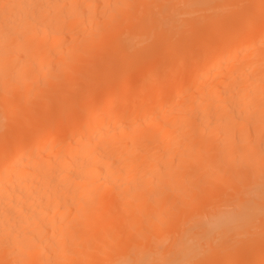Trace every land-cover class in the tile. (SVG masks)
Listing matches in <instances>:
<instances>
[{
  "label": "bare ground",
  "instance_id": "obj_1",
  "mask_svg": "<svg viewBox=\"0 0 264 264\" xmlns=\"http://www.w3.org/2000/svg\"><path fill=\"white\" fill-rule=\"evenodd\" d=\"M0 264H264V0H0Z\"/></svg>",
  "mask_w": 264,
  "mask_h": 264
},
{
  "label": "rangeland",
  "instance_id": "obj_2",
  "mask_svg": "<svg viewBox=\"0 0 264 264\" xmlns=\"http://www.w3.org/2000/svg\"><path fill=\"white\" fill-rule=\"evenodd\" d=\"M156 46H158V45H155V46H153V47L151 46V49L149 48V50H151V55H152V56H151V59H154V60H155V59H158V60H155V62L157 63V61H158V65H159V67H160V68H165V69L167 70V71H165V72H166V73H165L166 75L164 74V77H167V78H164V80H167V79L169 80V78H170L169 76H171V81H172V79H173V80L176 79L177 81H180L179 84H178V82H177L176 80H175L174 82L177 83V84H173V81H172V82L170 81V83L173 84V86H175V85H176L175 87H179V85H180V86H184V81H185L184 79H182L183 84L181 85V80H178V79H181V78H179V77H178V79H177V77H176L175 79L173 78V74H174L175 72H177V71L180 72V69H181V68H182L181 71H184V70H183L184 65L180 64V61H179V60H180V55H179V53H178V52H175V53L172 52L170 55H167V56H165V57H161L158 53H156V51H157V49H158V47H159V46H158V47H156ZM97 49H99V48H97ZM92 50H93V53H94V51H95L96 49H92ZM97 51H98V50H96V52H97ZM100 51H102V49H100ZM100 51H99L100 55L97 54V56H99V57L102 55V54H101L102 52H100ZM96 52H95L94 54H96ZM97 53H98V52H97ZM107 53H108V52H107ZM109 53H110V52H109ZM109 53H108V55H109ZM103 55H104V56H103ZM103 55H102L103 57L101 56L100 58L98 57V59L96 58L98 63H96V66L94 65L95 67H97L96 69L99 68V69L101 70L100 72H98L99 69H98V71L95 69V70H96V71H95V70H94V67H92V69H90V66L86 64L87 66H85V67L81 66V68H80L81 70H79V71H81V72H79L80 75L77 74L76 77H74V80H75V81H76V80H80V81H79L80 88L82 87L81 84L84 85V83H85V86H84L85 88L82 87L81 90L84 89L85 92H86V85L88 84V82H89L90 79H91V80H94L95 85L100 81V80H98V79L100 78L99 75L103 74V71H104L103 68H105L106 64H107L109 61L112 62V63L118 62V59H119V58H117V61H116V58H115V57H111V56H112L111 53H110L111 56H108L107 54H103ZM106 56H107V58L104 59V57H106ZM154 56H155V58H154ZM192 57H193V58H192ZM194 57H196V56H190L191 59L188 58V60H191V61H192V59H193V60L195 59ZM108 58H109V59H108ZM113 58H115V60H114ZM173 58H174V59H173ZM101 59H103V60H101ZM106 59H107V60H106ZM110 59H111V60H110ZM113 60H114V61H113ZM174 60H176V62H175ZM101 61H102V62H101ZM99 62H100V63H99ZM104 62H105V63H104ZM159 62H160L161 65L159 64ZM103 63H104V65H103ZM176 63H177V65H176ZM98 64H99V65H98ZM167 64H170V65L167 66ZM84 65H85V64H84ZM101 65H102L103 67H102ZM180 67H181V68H180ZM88 68H89V69H88ZM178 68H179V70H178ZM87 70H88V72H87ZM89 70H90V71H89ZM91 70H93L94 72L91 71ZM176 70H177V71H176ZM172 72H173V74H172ZM179 72H178V73H179ZM92 73H93V74H92ZM83 74H84V75H83ZM96 74H97V75H96ZM171 74H172V75H171ZM95 75H96V76H95ZM59 76H60V75H59ZM78 76H79L80 78H78ZM81 76H82V77H81ZM136 76H137V72L133 73V77H134V78H133V77H132V78L135 79ZM207 77H209V76H207ZM94 78H95L97 81H96ZM101 78H102V77H101ZM205 78H206V77H205ZM205 78H204L203 81L207 82L206 79H208V82H210V78H206V79H205ZM85 80H86V81H85ZM183 80H184V81H183ZM82 81H84V83H83ZM87 81H88V82H87ZM118 81L120 82V79H117L116 84L118 83ZM121 81H122V80H121ZM80 82H81V83H80ZM197 82L199 83V85H198ZM197 82H196L197 84L194 83V86H195V85H196L197 87L202 86V83H200V81H197ZM201 82H202V81H201ZM114 83H115V81H114ZM121 83H122V82H120V85H118L119 88H121ZM185 83H186V81H185ZM99 84H100V85H99ZM110 84H113V83H112V82H111V83H108V85H107V82H105V83H104V82H103V83H102V82H101V83H98L97 85H98L100 88L96 85V88H97L96 91H98V92H100V93L103 92V94H104V92H107V91H108V93H109V92H110L109 90H110V87H111V86H112L111 89H112V88H115L114 84L111 85V86H109ZM122 84H123V83H122ZM200 84H201V85H200ZM77 85H78V81H77ZM101 86H102V87H101ZM151 86H152V87H151V91H154V90H152V89H155V88L157 87V86H156V83H155L154 85L152 84ZM167 86H169V83H168ZM170 86H171V85H170ZM186 86H187V85H186ZM196 86H195V87H196ZM70 87H71V86H70ZM107 87H109V89L106 91V88H107ZM153 87H154V88H153ZM184 87H185V86H184ZM197 87H196V88H197ZM73 88H74V89H73ZM80 88H79L78 86L76 87V84H75V86L71 87V90H73V91L75 90L74 93L72 92V93H73L72 95H76V94H77V95H78V98H81V97L83 96V94H82V93H83V90H82V92H81ZM98 89H100L101 91L98 90ZM69 90H70V89H69ZM77 90H80V92L77 91ZM104 90H105V91H104ZM112 90H113V89H112ZM78 93H79V94H78ZM151 95H152V92H151ZM80 96H81V97H80ZM142 96H143V95H140V94L137 95V96H132V98H131L130 100H133V101H131L132 103H134L135 100H137L136 102H138V101H140V99L142 98ZM134 99H135V100H134ZM61 102H62V101H61ZM63 102H64V101H63ZM136 102H135V103H136ZM57 105H58V104H57ZM83 105H84V104H83ZM76 109L78 110L79 108L77 107ZM80 111H81V110L79 109V112H80ZM77 112H78V111H77ZM154 145H155V144H153V145H151V146L154 147ZM152 147H151V148H152Z\"/></svg>",
  "mask_w": 264,
  "mask_h": 264
}]
</instances>
